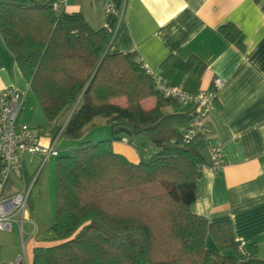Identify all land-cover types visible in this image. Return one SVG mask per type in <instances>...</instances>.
Wrapping results in <instances>:
<instances>
[{
    "label": "trees",
    "instance_id": "16d2710c",
    "mask_svg": "<svg viewBox=\"0 0 264 264\" xmlns=\"http://www.w3.org/2000/svg\"><path fill=\"white\" fill-rule=\"evenodd\" d=\"M54 1L0 0L2 40L61 135L79 138L98 116L111 133L57 152L54 217L31 264H235L205 245L209 233L221 251L238 250L230 221L190 211L201 167L209 164L206 138H183L190 109L154 90L135 51L110 52L107 29H91L79 12L56 10ZM219 31L242 47L233 24ZM191 62L176 66L188 71ZM121 96L125 105L113 102ZM151 96L154 106L144 108ZM131 136L151 145L147 157L138 151V162L112 147Z\"/></svg>",
    "mask_w": 264,
    "mask_h": 264
},
{
    "label": "crops",
    "instance_id": "0c3cea01",
    "mask_svg": "<svg viewBox=\"0 0 264 264\" xmlns=\"http://www.w3.org/2000/svg\"><path fill=\"white\" fill-rule=\"evenodd\" d=\"M110 2L105 9L103 0H66L63 9L79 12L93 30L107 29L110 52L135 51L153 73L189 92L212 88L216 77L222 79L208 124L220 142L224 162L217 168L202 165L190 211L210 222L229 220L234 239L248 255L241 257L234 248L221 251L209 233L208 249L234 258L235 264H264V0ZM225 23L240 31L242 47L219 31ZM188 60L192 61L188 71L176 66ZM5 86L24 92L25 98L30 90L0 34V88ZM141 104L151 108L155 98ZM163 110L170 111V106ZM135 141L143 140L137 136ZM40 142L52 141L41 136ZM132 144L113 141L112 147L138 162L140 155ZM141 145L151 152V145L145 141ZM10 176L3 197L21 188Z\"/></svg>",
    "mask_w": 264,
    "mask_h": 264
},
{
    "label": "built area",
    "instance_id": "2783aa9c",
    "mask_svg": "<svg viewBox=\"0 0 264 264\" xmlns=\"http://www.w3.org/2000/svg\"><path fill=\"white\" fill-rule=\"evenodd\" d=\"M65 3L66 0H55L53 7L56 10H61ZM103 3L105 9L111 7L110 0H103ZM143 67L151 76L156 92L163 97L174 99L184 108L190 109L192 117L183 128L184 140L189 141L197 134L203 135L206 138L205 151L209 165L212 168L221 166L224 162L221 145L211 135L208 114L217 99L222 79L216 77L213 80L212 88L189 92L181 85L171 84L165 77L153 73L147 65L143 64ZM24 102V92L13 86L0 88V231L10 230L15 223L20 238L23 234V224L28 218L27 204L31 185L37 175L33 171L34 175L30 183L24 180L28 174L26 172V155L39 157L41 161L36 168L40 169L50 155H57L58 152L54 142L42 144L39 131L19 120ZM122 141L126 142V139L122 138ZM10 175L22 179L21 188L17 192L3 197L1 191ZM18 214L19 218H17ZM21 247L22 251L14 259L1 261L0 264H31V258L27 254L23 242H21ZM237 249L240 252L243 251V244H239Z\"/></svg>",
    "mask_w": 264,
    "mask_h": 264
},
{
    "label": "rangeland",
    "instance_id": "374dc122",
    "mask_svg": "<svg viewBox=\"0 0 264 264\" xmlns=\"http://www.w3.org/2000/svg\"><path fill=\"white\" fill-rule=\"evenodd\" d=\"M117 99V100H116ZM114 99L116 103L126 104V98L121 96ZM146 99V98H145ZM143 101V100H142ZM104 117H96L93 123L86 126L79 138H69L60 134L55 127V122L47 119L42 112L38 101L33 96L31 90L28 91L25 102L19 114V120L28 122L31 127L36 128L41 136H49L58 151V155H66L70 149L78 146L79 142L89 141L95 142L104 138L111 133L110 124L103 119ZM57 125L60 124V117L56 118ZM133 146L143 155L149 156L147 149L135 141V137L131 136ZM138 152V153H139ZM56 155H50L42 167L36 168L40 163L37 156L30 157L26 155V172L37 173L31 185V191L27 204V220L23 224V234L20 238L17 225L13 223L10 230L0 231V262L14 259L21 251V242L25 244L26 252L31 256L33 245L40 242L45 235L50 232V224L54 217V199H55V163ZM36 168V169H35ZM39 169V170H38ZM26 175L24 180L30 181L34 174ZM11 182L21 187L22 179L10 176ZM19 218V214L17 215ZM34 228V231H33ZM33 231V232H32Z\"/></svg>",
    "mask_w": 264,
    "mask_h": 264
},
{
    "label": "water",
    "instance_id": "95a60500",
    "mask_svg": "<svg viewBox=\"0 0 264 264\" xmlns=\"http://www.w3.org/2000/svg\"><path fill=\"white\" fill-rule=\"evenodd\" d=\"M62 127H63V125H62ZM62 127H61V128H62ZM60 130H61V129H60Z\"/></svg>",
    "mask_w": 264,
    "mask_h": 264
}]
</instances>
